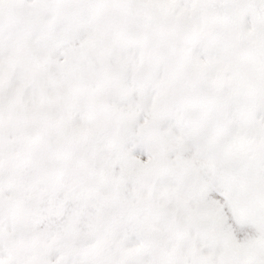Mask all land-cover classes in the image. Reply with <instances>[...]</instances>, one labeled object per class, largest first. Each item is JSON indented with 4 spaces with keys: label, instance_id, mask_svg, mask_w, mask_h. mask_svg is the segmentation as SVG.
<instances>
[{
    "label": "rangeland",
    "instance_id": "1",
    "mask_svg": "<svg viewBox=\"0 0 264 264\" xmlns=\"http://www.w3.org/2000/svg\"><path fill=\"white\" fill-rule=\"evenodd\" d=\"M0 264H264V0H0Z\"/></svg>",
    "mask_w": 264,
    "mask_h": 264
}]
</instances>
